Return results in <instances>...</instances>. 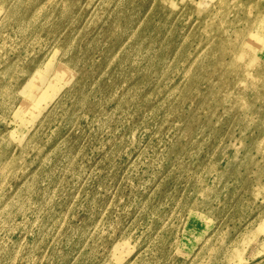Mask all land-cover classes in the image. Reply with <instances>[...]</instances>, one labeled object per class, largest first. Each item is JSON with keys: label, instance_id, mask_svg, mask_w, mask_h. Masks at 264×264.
Here are the masks:
<instances>
[{"label": "rangeland", "instance_id": "obj_1", "mask_svg": "<svg viewBox=\"0 0 264 264\" xmlns=\"http://www.w3.org/2000/svg\"><path fill=\"white\" fill-rule=\"evenodd\" d=\"M0 264H264V0H0Z\"/></svg>", "mask_w": 264, "mask_h": 264}]
</instances>
